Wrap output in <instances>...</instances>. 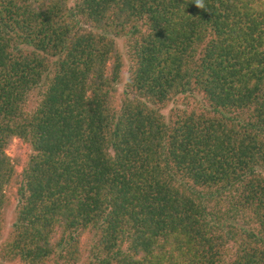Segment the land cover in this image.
I'll return each mask as SVG.
<instances>
[{
  "label": "trees",
  "instance_id": "obj_1",
  "mask_svg": "<svg viewBox=\"0 0 264 264\" xmlns=\"http://www.w3.org/2000/svg\"><path fill=\"white\" fill-rule=\"evenodd\" d=\"M10 200L0 264H264V0H0Z\"/></svg>",
  "mask_w": 264,
  "mask_h": 264
},
{
  "label": "rangeland",
  "instance_id": "obj_2",
  "mask_svg": "<svg viewBox=\"0 0 264 264\" xmlns=\"http://www.w3.org/2000/svg\"><path fill=\"white\" fill-rule=\"evenodd\" d=\"M114 39H115V42L117 44L119 51L123 55L124 67H123V71H122V77H123V81H124L129 74V72H128V59L126 56V48H125L126 46H125L124 40L119 39V38H114ZM119 87H120V85L118 86V88ZM202 97H203L202 94L197 93L196 91L188 92L186 94L179 95L175 100L169 102L167 104V106L162 107L160 109V112L164 116L167 117V116H169V114H171L172 111H177L175 109H178V110L188 109L189 110V109H192L194 107L196 109H203V107L206 106V103L204 104V101H202ZM35 98H36L35 96L32 98L30 106H32L34 104ZM200 100L202 102H200ZM29 152L30 151H27V153H26L24 147H22V148L17 147L16 141H13L11 143V145L9 146V149L7 150L6 153L10 157L18 158L19 161H17V162L19 163V165H17V168L20 171L26 162L25 161L26 157H27L26 155H28ZM15 204H16L15 200H10L3 207V217H2L3 228L0 231V251H1V247H2L3 242L8 237H10V234H11L12 224L15 221V211H14ZM83 260H85V258ZM83 260H81V261H83ZM1 263H3V264H19L16 260L15 261H3Z\"/></svg>",
  "mask_w": 264,
  "mask_h": 264
},
{
  "label": "clouds",
  "instance_id": "obj_3",
  "mask_svg": "<svg viewBox=\"0 0 264 264\" xmlns=\"http://www.w3.org/2000/svg\"><path fill=\"white\" fill-rule=\"evenodd\" d=\"M198 2H199V0H198Z\"/></svg>",
  "mask_w": 264,
  "mask_h": 264
}]
</instances>
